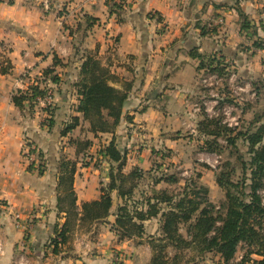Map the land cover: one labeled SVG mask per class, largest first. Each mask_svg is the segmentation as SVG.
<instances>
[{"label": "crops", "instance_id": "1", "mask_svg": "<svg viewBox=\"0 0 264 264\" xmlns=\"http://www.w3.org/2000/svg\"><path fill=\"white\" fill-rule=\"evenodd\" d=\"M113 1L0 0V58L12 65L0 73V264H15L21 253L29 264H112L118 256L124 264L147 262L151 251L144 239L136 238L137 245L134 239L118 240L110 228L121 203L115 192L107 220L84 224L79 216L72 217L70 236L59 250L54 252L53 244L45 250L67 219L57 210L61 153H99L114 139L125 153L124 172L150 170L153 149L172 147L177 141L172 131L194 124L187 97L195 89L199 59L191 51L235 59L250 76L251 68L264 67L257 61L264 49L249 56L242 52L243 46L264 36V0H126L129 6L120 14L109 9ZM237 7L256 33L241 29ZM86 51H96L117 76L113 86L130 85L122 117L111 133L90 132L73 105L77 96L72 84ZM46 68H53L61 81L54 83L52 116L39 104L31 109L15 106L11 97L16 90L28 89ZM42 116L52 117L51 123L43 124ZM69 116L78 117L80 125L63 134ZM81 128H86L82 136L95 140L82 151L71 141ZM29 145L43 153L38 160L45 164L41 174L28 170L37 164L25 155ZM98 156L101 165H94L95 158L77 163L72 187L78 211L82 202L98 199L100 186L109 181L111 162Z\"/></svg>", "mask_w": 264, "mask_h": 264}, {"label": "trees", "instance_id": "2", "mask_svg": "<svg viewBox=\"0 0 264 264\" xmlns=\"http://www.w3.org/2000/svg\"><path fill=\"white\" fill-rule=\"evenodd\" d=\"M12 2L13 0H8V3ZM236 10L241 19V29L256 33V27L250 25L241 9L237 7ZM205 32L203 30L202 33ZM253 44L255 47L264 46L257 41ZM190 55L199 59L198 70L203 66L204 58L210 56L202 55L196 50L191 51ZM210 57L209 65L214 61L219 63L216 53H212ZM11 67L10 61L6 59L0 64V73L8 72ZM53 71V68H46L43 73L58 81ZM79 76L75 85V110L88 122L90 132H114L122 117L130 85L124 84L122 88L113 86L111 82L117 76L102 64L96 51L85 52ZM43 94L44 91L39 86L30 85L26 90H16L11 100L20 109H31L37 104L36 97ZM44 111L52 116L54 110L44 108ZM49 120L51 123L52 117ZM78 122V117L72 116L62 133L74 129ZM252 123L258 124L255 130L237 133L247 142V152L250 155L249 161H242V176L234 180L221 172L216 179L218 186L224 191V198L219 204L209 200L208 188L203 184L190 181L179 193H170L167 189H157V185L162 181L177 182L175 175L157 177L150 172L146 175L137 167L124 172L125 153L111 139L103 149L104 156L111 162L109 181L100 186L101 194L98 199L82 202L78 211L72 187L75 165L62 161L59 165L62 175L58 180L60 192L57 210L65 212L67 219L55 230L57 236L51 241L54 252L58 251L57 246L67 240L71 215L79 216L83 223L89 224L107 220L114 204L112 192H115L121 203L117 205L111 228L116 232L118 240L143 239V236H147L146 242L152 250L148 264H178L180 257L184 255L181 254L182 251L190 248H194L200 256L213 252L219 255L224 264H247L249 261L251 264H264V115L256 117ZM212 134L217 135L218 130L215 129ZM40 167L43 168L42 165ZM40 172L43 170L40 169ZM144 177L151 179L146 186L152 187L148 195H145V185L140 184ZM154 218H158V234L146 235L145 221ZM168 248L177 252L170 257ZM239 248H243L244 252L236 261ZM253 255L259 258H251Z\"/></svg>", "mask_w": 264, "mask_h": 264}, {"label": "rangeland", "instance_id": "3", "mask_svg": "<svg viewBox=\"0 0 264 264\" xmlns=\"http://www.w3.org/2000/svg\"><path fill=\"white\" fill-rule=\"evenodd\" d=\"M108 6L111 11L120 14L128 8L129 2L126 0H114ZM260 28L264 31V27ZM253 41L264 45V36H257ZM261 47H255L252 43L251 46H243L242 52L248 56L254 55L258 50L264 49V46ZM209 55L211 56V54ZM210 56L204 58L203 66L196 74L195 89L187 97L188 112L192 113L189 116V120H192L194 124L182 126L181 129L172 131V137L177 140L175 144L172 147L158 146L153 149L154 153L150 170L144 171L141 169V171L146 173V175L150 172L157 177L175 175L177 182L169 183L162 181L157 185V189H167L170 193H179L184 185L190 183V181L203 184L208 188L209 200L215 204H219L224 198V191L216 182L218 175L223 172L225 176L237 180L243 174L242 161L250 160V155L247 152V142L243 140L242 136H238L237 133H244L248 129L255 130L258 124L252 123V121L256 117L260 118L264 115V67L251 68L249 71L254 74L250 76L242 72L241 67H239L235 59L222 57L221 54H216L217 58H222V60L218 61L219 63L214 61L212 65H209L208 59L211 58ZM6 59L5 57L0 58V64H3ZM258 60L264 63V55L259 57V59L257 58ZM57 77L58 81H54L50 75L44 73H41V75L36 74L33 77L34 81L30 85L39 86L44 91V94L49 90L54 93L55 84L61 82L60 77L58 75ZM79 79L80 76L72 84L75 90L77 89L75 85ZM34 82L37 83L34 84ZM76 104V102L73 103L75 106ZM54 105L52 108L46 109L52 111L54 110ZM49 119L47 116H42V123H46ZM71 120L72 116H69L67 121L71 122ZM67 121L66 123H68ZM82 121L84 122L85 120L83 119ZM78 125H80V122H78ZM215 129L218 130L217 135L212 134ZM84 130L86 128H81L79 135L71 136V141L81 151L90 149V146L95 141L91 138L87 139V135L82 136ZM229 139H233L234 141L230 142ZM103 149L99 150L101 156H104ZM90 152L84 151L79 157L77 155L71 157L69 153L65 152L61 153L58 170L62 161L63 163L67 162L68 165L74 164L75 172L77 170V163L79 162L87 164L95 158L94 165H101L103 158L98 156L99 153L95 152L93 154L91 152V154ZM40 155L43 157V153H40ZM44 165L40 163H37L36 166L28 165V170H36L37 173L41 174L40 169L45 171ZM126 169L123 168L125 171ZM149 180L145 179V177L140 180V184L145 185V195H148L152 189L150 186L149 188L146 187L149 184ZM72 217L71 215L70 222L73 223ZM59 223L57 222V224ZM157 229L158 218L145 221L146 235L156 236L158 234ZM112 231L117 236L113 229ZM181 232H184V230H181ZM68 235L70 236V232ZM56 236L55 231L54 237ZM146 237L143 236L145 241H147ZM52 239L54 238L51 237L50 241L46 244L45 250H51ZM131 242L133 244L137 243L136 239ZM57 247L59 248L60 246ZM150 251L152 254L151 249ZM176 252L173 248H168V256L172 257ZM243 252V248L238 249L236 261L240 259ZM181 254L184 255L180 257L178 264H224L220 260L219 255L213 252L200 256L194 248H190L189 250L182 251ZM251 258L258 259L259 257L253 255ZM149 260L144 264H148ZM119 263L124 264L122 260H118L112 264ZM247 264H251V261Z\"/></svg>", "mask_w": 264, "mask_h": 264}, {"label": "built area", "instance_id": "4", "mask_svg": "<svg viewBox=\"0 0 264 264\" xmlns=\"http://www.w3.org/2000/svg\"><path fill=\"white\" fill-rule=\"evenodd\" d=\"M218 59L222 60V58H220V57ZM225 61H227V60L225 59ZM36 101H37V104L41 105L42 108H45V109L46 108H52L54 105V94L51 90H49L43 96H37ZM25 155L28 157L30 162L40 163L39 162L40 161V158H39L40 153L36 149V147H34L32 145L27 146L26 151H25ZM21 246L24 247V241L21 242ZM118 260H119V257H118ZM15 264H29L28 260H27V256L24 253L19 254L17 259L15 260ZM79 264H85V263L80 262Z\"/></svg>", "mask_w": 264, "mask_h": 264}]
</instances>
